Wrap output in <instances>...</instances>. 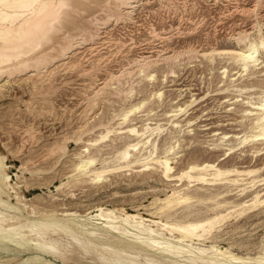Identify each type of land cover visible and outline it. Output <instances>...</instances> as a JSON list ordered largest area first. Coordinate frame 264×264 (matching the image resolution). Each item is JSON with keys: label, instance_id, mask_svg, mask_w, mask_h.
Instances as JSON below:
<instances>
[{"label": "rangeland", "instance_id": "374dc122", "mask_svg": "<svg viewBox=\"0 0 264 264\" xmlns=\"http://www.w3.org/2000/svg\"><path fill=\"white\" fill-rule=\"evenodd\" d=\"M252 1L255 0L238 3L243 5ZM142 3L134 9L131 18L124 21L113 19L115 15H110L105 8L82 6L81 13L66 25V33L80 35L83 29L93 33L100 22L110 18L112 20L102 33L105 35L103 41L87 36V41L94 43L90 46L84 44L70 53L62 60L65 63L56 67L51 65L50 68L54 69L50 74L41 78H25L24 75L20 81L12 77L1 87L0 155L4 157L5 171L9 174L13 191L2 193L0 198L19 208L0 205V214H5L6 218L19 216L16 225L22 224L20 230L24 233H29L32 221L43 220L46 214L60 218L59 222L64 225L70 221L71 227L77 222L62 218L65 213L74 212L85 217L98 207L168 222L204 219L213 214L214 202L200 200V190L192 191L195 186H200V182L190 187L191 198L177 204L171 211L160 208L162 199L173 190L186 191L183 188L187 178L177 177L182 169L189 164H200V160L217 161L230 144L236 150L226 158L233 159L226 166L258 168L253 177L259 184L256 189L260 190V200L264 198V149L251 155L252 150L264 147V144L257 142L253 144L255 148L249 149L252 141L238 143L239 138L234 137L238 134L241 139L243 133L248 132L245 124L242 125L246 122L242 112L249 107L247 101L258 102L263 94L264 66L258 65L252 75L239 74V66L225 56L216 55L210 61L208 57L200 56V51L181 54L171 62L157 60L142 72L132 65L140 55L155 56L163 50L179 52L187 48L231 47L234 41L230 34L239 27L247 29L250 39H256V26L262 21L263 12L259 9L242 13L237 4L226 7L225 1L215 0H143ZM95 22L99 23L96 25ZM261 31L264 33L263 26ZM260 60H264L263 53ZM104 82L105 86H102ZM95 92L96 99L93 97ZM159 92L160 96L157 95ZM89 96L96 106L88 105ZM142 102L145 103L131 113L127 121L117 124L121 121L117 114ZM175 121L179 126L173 127ZM146 122L158 126V129L145 144H142L145 138L123 132L129 125L140 129ZM106 127L114 128V131L100 138ZM206 127L209 128L204 129ZM216 132H226L227 139L221 140L222 134H214ZM136 141H139L138 149L131 151L133 155L129 158L139 153L146 155L153 144L157 156L165 155L164 150L173 146V152L168 156L174 166V176L166 178L153 162L149 169H145L141 162L121 168L125 161L120 157V151ZM80 158L94 159L89 167L91 170L106 169L99 181L91 179V172L80 173L75 169ZM243 177L247 178L241 183L251 179V176ZM215 188L220 190L223 187L203 185L201 189L207 193ZM237 189L233 188L232 192ZM253 189L247 187L246 194ZM250 197L248 195L245 199ZM239 203L240 198L230 195L217 208L226 214L225 219L215 223L209 234L187 242L199 247L215 244L246 258L245 263L226 261L223 264H264V261L252 259L264 252V201L244 206L246 209L240 214ZM10 221L17 220L12 217ZM160 231L170 237L169 231ZM100 232L97 230L99 235ZM173 235L179 236V233L174 231ZM49 236L57 239L56 246L62 256L55 258L46 254L43 257L57 264H112L100 258L103 255L110 257L113 253L104 249L102 245L107 244H100L99 240H93L94 247L84 251L63 230ZM77 236L87 237L78 232ZM27 255H7L2 250L0 264H15ZM121 255L122 264H206L188 260L171 262L166 257L128 251ZM145 256L154 260L149 261ZM27 264L34 263L28 261Z\"/></svg>", "mask_w": 264, "mask_h": 264}, {"label": "bare ground", "instance_id": "6f19581e", "mask_svg": "<svg viewBox=\"0 0 264 264\" xmlns=\"http://www.w3.org/2000/svg\"><path fill=\"white\" fill-rule=\"evenodd\" d=\"M142 1L143 0H0V89L4 83L12 77H16L15 79L17 80L20 78L21 80V77H24V75L25 78H41L50 74L54 69L50 68L51 65H55L54 67H56L58 64L65 63V61L62 60L68 58L70 53L83 47L84 44H89V46L93 44L94 41H87L88 37L93 40L96 38L98 42L103 41L105 35L102 33L110 18L100 23L95 22L96 25L98 23L99 25L95 27L93 33L87 32L85 29L80 30V35H70L66 33V25L71 23L75 16L77 17L78 14L81 13L83 10L82 6L95 5L99 6L100 9L105 8L109 11L110 15H115L113 19H122L124 21L125 19L131 18L132 12H134V9L141 4ZM215 1H225L226 7L227 5L233 6L237 4L236 7L242 13H251L260 9L263 15L261 14L262 21L256 26L258 27L257 38L250 39L247 29L239 27L235 32L229 33L230 39L234 41V45L231 47H211L207 50L187 48L179 52L175 50L171 52L169 50L158 51L159 53L155 56L152 54L140 55L135 62H132L133 64L131 63L133 67H136L139 72H142L157 60L171 62L175 61L179 56H182L181 54H197L199 51L200 56L208 57L210 61H213L216 55L225 56L227 60L239 66L241 69L239 74L252 75L256 72L255 69L259 68L258 65L262 64L261 66H264V60H260V54H264V33L261 31L262 26L264 27V0H255L250 4L243 5H239L238 3L241 0ZM110 5H112V7ZM123 21L122 23H124ZM156 36H158V34H156ZM162 37L166 38L168 36L162 35ZM58 38H60V40H57ZM224 71L225 70H223V72ZM118 75H120V73ZM22 81H24L23 78ZM102 86H105V82ZM96 93L97 92L94 93L93 97H95ZM157 95L160 96L161 93L159 92ZM94 99H96V97ZM91 101H93V98H88V105L94 107L92 104L95 105V102L92 103ZM144 103L145 102H142L117 114L120 115L119 119H121L117 124L127 121L128 116L139 109ZM246 103L249 104V107L243 109L242 117L246 122L242 123V125L245 124L244 128L248 129L249 134L248 132H244L241 139V136L239 137L238 134H234V137L239 138L238 143L252 141V145L249 147V149H251L255 148L253 144L257 142L264 144V90L258 102L247 101ZM178 109L181 111L183 108ZM90 112L91 111H89V114ZM177 126H179L178 122L175 121L173 127ZM207 128L209 127L204 129ZM156 129H158V126H151L149 122H146L142 124L140 129L135 125H129L123 132H127V134L135 137L145 138L142 142V144H145L150 141V136ZM112 131H114V128L106 127L105 133L101 134L100 138H104ZM120 132L119 130V133ZM214 134H222L220 136L221 140L227 139L228 137L226 132H216ZM138 143L139 141L128 143L125 148L120 151V157L125 161V164L120 166L121 168L129 166L132 163L141 162L145 169H149L151 168L149 164L153 162L159 167L163 176L166 178L174 176V166L172 165L171 157L168 156V153L173 152V146L169 145L164 150L165 155L157 156L155 155L156 146L153 144V148L149 150L146 155L139 153L133 156V158H129L133 155V153L131 154L130 152L138 149ZM58 147L61 148L62 146ZM262 149H264V147L255 148L252 150L251 155L258 153ZM235 150L236 148H234V145L230 144L225 149L223 157L220 159L218 158L217 161L213 160L209 162L200 160V164H189L177 175L179 179L183 178V176L187 178L186 186L183 188V190L185 189L186 191L173 190L162 199L160 208L162 210L171 211L177 204L190 199V187L200 182V186H195L192 188V191L198 192V190H200V200L210 199L214 202V206L211 208L213 214L204 219L185 223L168 222L143 217L138 213H129L126 211L117 212L115 209L98 207L94 213L88 212L85 217L74 212L65 213V217L63 216L62 218L75 219L77 222L73 226L71 224V227L69 225L70 221L67 222L69 226L67 224L64 225L59 222L60 218H56L53 214H46L43 220L37 219L32 221L29 233H24L20 230L22 224L16 225V223L19 222V216L12 215L6 218L5 214H0V251L3 250L7 255L28 254L26 258L15 264H27L28 261L34 264H57L51 259H46L43 256L46 254L55 258L59 257V255L62 256L56 246L57 239L51 238L50 236L47 237V235L58 233L59 230H63L66 234H69L84 251H87L89 247H94L93 240H99L100 244H107V246L102 245V247L112 251L113 254L111 253L112 255L110 257L103 255L100 258L112 264H122L120 262H123V260H121V253L123 251L133 252L137 255L143 253L146 255L166 257L170 259L169 261L171 262L188 260L192 262H204L206 264H223L226 261L245 263V257L238 256L227 248H222L215 244L199 247L193 246L190 243L194 238L200 239L205 234H209L214 228L215 223H219L221 220L225 219L226 214L220 213L217 208L222 205L221 203H224L230 195L240 198L239 204L241 210L239 214L246 209L245 207L247 205L251 204L253 206L256 203L264 201V198L260 200V190L256 189L259 184H256L257 179L253 177V174L258 168L241 169L234 165L231 167L226 166L229 161H233V159L226 158ZM243 154H245V152ZM3 159L4 157L0 155V195L13 191V186L9 182V174L5 171L6 164ZM93 161V158H80L75 165V169L80 173H87L89 171L93 174L91 179L99 181L106 169L91 170L89 167ZM233 175L235 176L230 177ZM243 176H251V179L241 183L240 181L247 178ZM216 184H218V187L223 188L220 190L215 188V191H209L207 193L201 189L203 185L214 186ZM241 184H247V186L240 187L239 185ZM233 185H235V187H233ZM247 187H252L254 189L249 194H246L245 189ZM233 188L238 189L232 192ZM248 195H251V197L245 199ZM0 205H5L8 208H19L1 198ZM12 217H15L17 221L11 222L10 218ZM97 219H100V221ZM152 225L156 227H152ZM162 229L169 231L170 237L165 236L163 232L160 231ZM97 230L101 231V235L97 233ZM174 231H177L179 236L173 235ZM77 232L87 237H84L85 239H83V237L79 238ZM187 240L190 242H187ZM174 257H179L180 259H174ZM247 258L251 259V257ZM145 259L149 261L154 260L147 256H145ZM252 259L255 262L264 261V252ZM247 261L249 262V260ZM128 264L136 263L129 262Z\"/></svg>", "mask_w": 264, "mask_h": 264}]
</instances>
